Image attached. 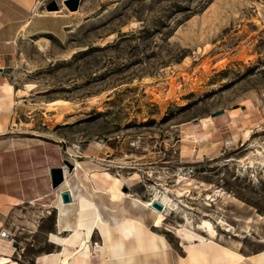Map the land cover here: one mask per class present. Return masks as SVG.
<instances>
[{
	"label": "rangeland",
	"instance_id": "374dc122",
	"mask_svg": "<svg viewBox=\"0 0 264 264\" xmlns=\"http://www.w3.org/2000/svg\"><path fill=\"white\" fill-rule=\"evenodd\" d=\"M64 1H39L57 12L55 30L23 36L12 63L30 110L22 134L61 143L70 164L60 163L89 174L68 175L80 193H116L119 216L151 223L123 193L168 190L178 208L159 231L179 257L208 238L196 227L207 219L245 256L233 264H264V0H79L75 11ZM6 239L26 263L44 240Z\"/></svg>",
	"mask_w": 264,
	"mask_h": 264
},
{
	"label": "crops",
	"instance_id": "0c3cea01",
	"mask_svg": "<svg viewBox=\"0 0 264 264\" xmlns=\"http://www.w3.org/2000/svg\"><path fill=\"white\" fill-rule=\"evenodd\" d=\"M39 1L0 0V230L5 234L29 237L42 235L45 243L43 240L34 249H26H40V253L32 255V261L26 263L13 256L14 244L21 243L14 242L12 246V241L5 237L0 239V256L15 257L19 264H102L105 256L102 234L96 225L89 226V222H80V198L90 200L99 219L110 227L122 220L131 219L158 234L160 229L155 226V218L147 223L142 214L117 215L111 209L114 204L119 203L114 192H103L97 188L98 192H93L94 195L89 190H86L87 195L80 193L78 184L73 178L69 179L68 175L77 173L80 177L77 181L81 184L84 173L87 177L84 181H91L82 167L81 171H70L68 168L64 182L57 188H52L49 170L53 167L62 168L60 160L70 164L67 152L65 153L61 143L57 145L44 140L41 134H22L19 130L22 119L26 118L25 115L30 110L26 94H18L19 88L12 82L15 69L13 60L19 53L23 36H34L43 29L55 30V21L48 14L41 13ZM25 138L29 139L28 142L24 141ZM46 151L50 154L53 152V157H48ZM62 192H68V203L62 202ZM162 237L164 238L163 235ZM128 240L124 246L125 249L129 248V252L133 236L129 235ZM164 241L165 253L143 258L135 250L131 253L129 264H181L183 257L169 248L165 238ZM31 246L30 244L29 247ZM230 262L233 263V259L227 264Z\"/></svg>",
	"mask_w": 264,
	"mask_h": 264
},
{
	"label": "bare ground",
	"instance_id": "6f19581e",
	"mask_svg": "<svg viewBox=\"0 0 264 264\" xmlns=\"http://www.w3.org/2000/svg\"><path fill=\"white\" fill-rule=\"evenodd\" d=\"M45 13L48 15L57 14L55 11H45ZM246 137H248V134H246ZM179 177L181 178V175ZM123 195L132 196L135 201L140 202L146 207L148 206L156 214L155 226L157 227L161 224L165 214L178 208L177 203L169 197L168 190L166 189L162 193L156 191L151 198L146 200L138 199V197L128 192L123 193ZM178 196H181V192L179 191ZM206 198L210 199V195L207 194ZM185 219L189 223L188 218L185 217ZM79 220L80 222H89V226L96 225L100 229L102 248L105 252L102 264H129L131 253L135 250L143 258L147 255L155 257L161 252L165 253L163 250L165 241L162 235L145 228L139 222L131 219L122 220L113 227H110L99 219L93 203L88 199H79ZM219 223L226 226V228L223 227L225 231H229L230 228L222 220ZM196 227L206 233L208 238L199 239L197 242H188L185 246L186 257L181 260V264H227L231 259L241 260L245 258L243 254L237 252L238 249L217 242L215 239V227L210 220L202 219ZM129 235L133 236V245L132 243L128 244L129 246L132 245L131 251L128 252L129 248L125 249L124 245L126 244L124 243L129 241ZM5 237L3 236L0 239H4ZM166 263L169 264V262ZM0 264L19 263L11 256L1 255ZM229 264L233 263L230 262Z\"/></svg>",
	"mask_w": 264,
	"mask_h": 264
},
{
	"label": "water",
	"instance_id": "95a60500",
	"mask_svg": "<svg viewBox=\"0 0 264 264\" xmlns=\"http://www.w3.org/2000/svg\"><path fill=\"white\" fill-rule=\"evenodd\" d=\"M63 4L67 7L69 11H75L78 8L79 0H65ZM45 8L47 11L56 10L57 5L55 4L54 1H51L46 5ZM222 113L223 110H218L216 112L211 113V117L220 115ZM49 173H50V182L52 188H57L59 185H61L64 182L65 176L63 173V169L61 167H53L49 170ZM60 196L63 203H68L70 201L68 192H62Z\"/></svg>",
	"mask_w": 264,
	"mask_h": 264
},
{
	"label": "built area",
	"instance_id": "2783aa9c",
	"mask_svg": "<svg viewBox=\"0 0 264 264\" xmlns=\"http://www.w3.org/2000/svg\"><path fill=\"white\" fill-rule=\"evenodd\" d=\"M62 169H63V173H64L65 169H66V171H68V167L67 166H62ZM3 236H6L5 232L0 231V238H3Z\"/></svg>",
	"mask_w": 264,
	"mask_h": 264
}]
</instances>
